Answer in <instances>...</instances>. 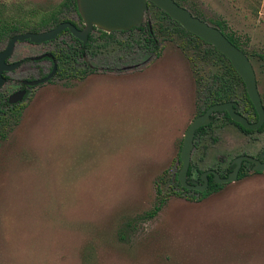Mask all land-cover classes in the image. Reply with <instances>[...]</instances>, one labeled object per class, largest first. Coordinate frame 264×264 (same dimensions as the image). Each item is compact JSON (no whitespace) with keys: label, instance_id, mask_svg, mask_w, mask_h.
Returning a JSON list of instances; mask_svg holds the SVG:
<instances>
[{"label":"rangeland","instance_id":"374dc122","mask_svg":"<svg viewBox=\"0 0 264 264\" xmlns=\"http://www.w3.org/2000/svg\"><path fill=\"white\" fill-rule=\"evenodd\" d=\"M178 1L238 41L264 98V0ZM70 2L0 0V32L53 28L73 17ZM160 10L143 23L156 49L139 30L101 38L97 28L92 69L76 74L87 63L63 61L0 125V264H264V172L248 165L245 178L200 201L177 182L185 133L211 93L247 104L228 63ZM67 45L19 43L13 60L26 50L69 54ZM244 154L264 161V130L244 133L218 114L196 139L193 177L226 175Z\"/></svg>","mask_w":264,"mask_h":264},{"label":"water","instance_id":"95a60500","mask_svg":"<svg viewBox=\"0 0 264 264\" xmlns=\"http://www.w3.org/2000/svg\"><path fill=\"white\" fill-rule=\"evenodd\" d=\"M79 11L85 21L84 30L77 29L72 23L64 22L55 28L42 32H28L13 36L0 52V90L5 85L3 74L12 70L15 66H7L6 60L10 58L18 43L31 41L34 44H42L55 40L64 30L69 29L72 34L84 43L88 36L97 27L105 32L130 31L133 28H140L145 20L149 5L153 4L165 12L172 20L179 23L186 31L199 37L205 43L213 46L219 53L224 55L232 64L233 68L241 76L248 93L259 116L256 123H250L242 114L236 112L235 103H223L210 107L203 115L198 116L189 126L185 133L181 151L182 169L178 174L180 183L188 190H195L204 193L208 186V175H202L203 185H190L187 182L188 172L191 166L193 151L195 148L196 133L202 127L212 123L211 116L216 112H227L231 119L246 130H260L264 126V104L260 93L257 74L249 56L236 45H234L225 34L212 24L194 16L186 7L179 5L175 0H77ZM57 72L55 66L53 72L40 82L32 83L38 85L50 81ZM24 92H19L11 97V103L19 102L24 97ZM244 161L254 163V171L264 172V162L251 156L242 155L235 159L236 168L227 178L215 174V181L218 184H230L238 181L240 170Z\"/></svg>","mask_w":264,"mask_h":264},{"label":"flooded vegetation","instance_id":"af4514ba","mask_svg":"<svg viewBox=\"0 0 264 264\" xmlns=\"http://www.w3.org/2000/svg\"><path fill=\"white\" fill-rule=\"evenodd\" d=\"M66 10L67 11H69V10L73 11V17H69V18L63 20L61 23L69 22V23H72L74 26H76L77 29L84 30L86 28V24H85V21H84L81 13L79 11L77 0H72V2H70L68 4V8H66ZM74 16H75V18H74ZM59 24H57V25H59ZM57 25H55L53 28H55ZM53 28H50L48 30H51ZM150 28H152V27L150 26ZM138 29L139 28H133L130 31H137ZM48 30H41V31H37V32L48 31ZM95 30H97V27H94V29L92 30V32L88 36V39L85 43L83 41L79 40L77 37H75L69 29L64 30L55 40L50 41V42H46V43H42V44L52 43L58 39H62L63 37H66V38H68L67 51L70 52L69 54L67 52H62V51H57V50L50 51V52H33V51H27L26 50V51H22L16 55V57L19 59L13 60V57L15 55V51H14L13 55L6 60V64L9 67L15 66L18 63H19V65L15 66L12 70L5 71L3 74V77L5 78V85L0 90V119L6 121L7 120L6 118L11 117L12 115H15V114L19 115L21 113V110H22L21 104H20L21 102L19 101L16 103H11L10 102L11 97L14 94H17L19 92H24L25 93L24 97H23V99H24L25 97H27L30 94L31 89L36 88L37 86H40V85L50 83L51 81H53L54 78L57 76V74L61 72V71L59 72V69H60V66L62 65L61 63H63V61L68 62V61L72 60L73 62L77 61V62L87 63V66L85 69L80 68V67L75 68L76 74H78V73L84 74V72L87 73L88 70L90 71L92 69L91 60H92V57L94 56V51L91 49L93 47V43L95 40L94 35H93ZM125 32H129V31H114L111 33H107V32L103 31L101 38H104L107 36H113L116 33H125ZM25 42L31 43L32 45H41V44H34L29 40L25 41ZM25 42H20V43H25ZM147 46L152 48V50L157 48L156 46L153 47L152 45H147ZM2 51H0V52H2ZM76 51L79 54L78 56L75 54ZM55 66H57V72H56V75L54 76V78H52L50 81L45 82V83H39L38 85H32V83L40 82L43 79L47 78L53 72ZM22 68H25V69L21 73L20 72L18 73V71ZM15 74H17V75L15 76ZM7 85L9 87V90L4 93L3 89ZM229 102L235 103L236 112L245 116L250 123H256L258 121V118H259L258 114L254 115L252 110H248L247 105L245 107H241L240 103H238L236 101V99H232L228 102H223V103H229ZM223 103H218V104H223ZM218 104H214V105H218ZM214 105L209 106V103H207V105H206L207 107L203 110L201 115H203L210 107H212ZM226 113L227 112H216V113L212 114V116H211L212 123L210 125H213L215 123L216 115L223 114L226 116ZM256 113H257V111H256ZM232 124L237 126L242 132H244L242 129L243 127L241 125H239V124L237 125V123H235V122ZM210 125H208L206 127H209ZM260 130H255V131L248 130V131H251V133H255V132H261ZM198 131L196 133L195 142H196L197 137L204 135V134H198ZM244 133H246V132H244ZM251 133H248V134H251ZM244 155H248V154H244ZM240 156H242V155H240ZM240 156H238V157H240ZM248 156H251V157H253V158H255L261 162H264V161L258 159L257 157H254L252 155H248ZM192 157H193V155H192ZM238 157H236V158H238ZM235 159L232 161L231 165H229L226 175L221 176L217 170L211 169V170H206V171L201 172L199 174V176L197 177V179H195L193 177V164H192V160H191V166H190V170L188 172V178H187L188 184H190V185H194V184L195 185H203L204 181L202 179V175L205 172H211L208 175L209 186H208L207 190L205 191V192H207L209 187H210V184H211V179H213V181H215V174L216 173L219 174L222 178H227L230 175V173H232L234 171V169L236 168V164L234 163ZM180 161H181V155H180ZM181 163H182V161H181ZM248 165H251L252 168L254 169V163L253 162L244 161L242 164V168L240 170V173L243 170V168L246 170ZM191 169H192V172L190 173ZM255 172H257V171H255ZM239 177H240V174H239ZM178 181H179V179L177 177V182ZM179 183H180V181H179ZM219 185H224V184H219ZM181 186H182L181 188L185 192L199 193L200 197L195 198V199L201 198L202 193L195 191V190H188L182 184H181Z\"/></svg>","mask_w":264,"mask_h":264},{"label":"trees","instance_id":"16d2710c","mask_svg":"<svg viewBox=\"0 0 264 264\" xmlns=\"http://www.w3.org/2000/svg\"><path fill=\"white\" fill-rule=\"evenodd\" d=\"M72 1V0H71ZM179 5H181V6H183V7H185L181 2H179L178 0H175ZM152 7H156L155 5H153V4H150L149 5V8L151 9ZM160 12L166 17V18H168L171 22H173V24L176 26V27H178V29H176L179 33H181V34H184V35H187L188 37H190V39H192L193 38V40L195 39V40H198V41H200V42H202L203 44H205V45H208L211 49H212V51L217 55V56H219L221 59H223L224 61H226L227 63H228V66H229V72H230V74H231V77H232V79H233V81L236 83V85L239 87V88H243L244 89V99H245V101H246V104H247V108H248V110H252L253 111V113H254V115L255 114H257L256 113V110H255V108H254V106H253V104H252V102L250 101V99H249V96H248V94H247V90H246V87H245V84H244V82H243V80H242V78H241V76L237 73V71L233 68V66H232V64H231V62L224 56V55H222L221 53H219L213 46H211V45H209V44H207V43H205L203 40H201L199 37H197V36H195V35H192L191 33H189L188 31H186L179 23H177L176 21H174V20H172L165 12H163V11H161L160 10ZM197 17H199V16H197ZM45 23L46 22H44V25H45ZM149 24V23H148ZM148 24H145V25H143L142 27H140L138 30L139 31H141L142 33H145V42H147V45H152L153 47L154 46H156L157 47V37L155 36V31H153V29L152 28H150V25H148ZM214 26V25H213ZM215 27H218L221 31L223 30V26L221 25V23H217V26H215ZM15 30H16V28H15ZM37 31H39V30H35V32H37ZM32 32H34V31H32ZM11 34V36H10V39L13 37V35H12V33L11 32H9V29H7V28H3V29H1V32H0V39L2 38V37H9V35ZM227 37H228V39L234 44V45H236L238 48H240L241 50H243L242 48H241V46H240V44L238 43V41L233 37V36H229V35H226ZM9 39V40H10ZM244 52H245V50H243ZM69 52V51H68ZM70 53V52H69ZM246 53V52H245ZM77 56L79 55L78 54V52L76 51V53H75ZM247 54V53H246ZM248 55V54H247ZM250 58V57H249ZM251 60V59H250ZM236 95H234L233 93H231V91L229 92V91H224L223 92V90H219V89H216V90H214L212 93H211V96L209 97V99H208V103H209V106L210 105H214V104H218V103H223V102H228V101H230V100H232V99H234V97H235ZM262 96V95H261ZM262 99H263V103H264V98L262 97ZM226 116H227V118H228V120L229 121H231L232 123H234L232 120H231V118H230V116H229V114L228 113H226ZM5 124L6 123V121L4 120H2V119H0V125L1 124ZM238 125V124H237ZM212 126L213 125H210L209 127H203V128H201L199 131H198V134H205L206 133V131L209 129V128H212ZM242 128V127H241ZM243 129V131L244 132H246V133H251V131H248V130H245L244 128H242ZM264 130V127L260 130V131H263ZM192 172V169H191V171H190V173ZM246 177V175H245V169L243 168V170L241 171V173H240V177H239V179H243V178H245ZM178 183H179V181H178ZM179 185H180V187H182L181 186V184L179 183ZM221 188H222V185H219V184H217L215 181H213V179H211V184H210V187H209V189H208V191L207 192H205V193H202L201 194V198L200 199H192V200H203V199H205V198H207L208 196H210V195H212V194H214V193H216V192H218V191H220L221 190ZM167 201H166V199H162L161 201H160V204L151 212V213H149V217L150 218H154V217H156L157 216V214L162 210V207L165 205V203H166Z\"/></svg>","mask_w":264,"mask_h":264}]
</instances>
